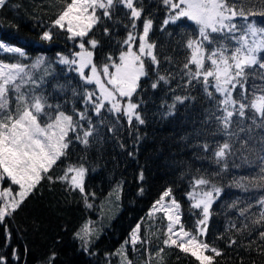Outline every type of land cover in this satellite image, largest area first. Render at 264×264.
<instances>
[{"label":"snow or ice","instance_id":"obj_1","mask_svg":"<svg viewBox=\"0 0 264 264\" xmlns=\"http://www.w3.org/2000/svg\"><path fill=\"white\" fill-rule=\"evenodd\" d=\"M248 2L162 0L167 11L160 31L165 33L172 26L182 38L187 37L182 48L190 55L182 66L177 84V88L187 93L185 95H176L177 89L170 87L176 79L175 74L160 73L157 42L150 38L153 19L144 17L142 32L138 31L137 21L142 17L143 0H65L63 10L42 32L40 40L51 42L53 30L58 29L66 32L67 39L76 42L79 50L68 55L57 53L54 61L37 56L31 64H27L23 62L27 56L23 48L0 42V56L13 54L18 58L14 63L0 61V187L5 180L11 182L9 187L0 190V225L45 179L49 183H65L67 190H78L85 207L94 208L96 193L86 191L85 179L89 170L83 163L67 164L60 176L53 177L50 172L62 158H68L69 147L74 142L88 149L91 143L100 140L102 127H107L115 135L121 126V118L127 120L129 127L144 125L146 119L139 109L145 101L140 93L147 89L142 87L141 82L142 79H151V74L156 77L150 84L151 89L156 90L162 83L169 86V92L173 94L171 103L163 102L167 108L163 113L166 117L175 114L177 105H184L186 101L189 105L196 102L198 97L191 95V91L200 87L204 101L209 104L203 109L205 118L201 123L210 125L214 122L216 128L211 134L224 135L225 142L218 145L213 157L218 165H222L220 172L226 171L227 158L235 155L233 142L240 139V134L247 133L248 139H252L255 129H264V26L258 25L254 19L257 14L264 17V11H246ZM6 3L7 0H0V7ZM137 3L141 7H137ZM120 6L129 13L130 25H124L127 36L117 41L120 44L118 56L107 53L98 65L95 55L101 41L90 34L97 26H103L105 20H112L116 8ZM193 26L194 33L183 31ZM103 34L110 36L108 27H103ZM167 35L171 37L173 32H167ZM164 60L172 62L171 57H164ZM53 65L61 66V73H57ZM257 72L262 81L260 85L254 82L253 74ZM71 73L76 74V84L67 78L60 81V74L66 77ZM250 75H253L251 92L248 88ZM50 79L55 80L51 91L48 90ZM238 89V95H234ZM77 103L82 108H77ZM105 113L112 116L115 123L108 121ZM260 142L264 144V137ZM120 146L124 147L123 144ZM247 146V140L241 142L242 149ZM203 148L207 150L209 145L205 143ZM256 159L259 161V173L252 178L234 181L236 187L245 191L249 186L264 189V154ZM143 178L141 171L140 179ZM12 186H18V191L13 193ZM191 189L186 193L190 214L195 216L196 210H199L200 217L193 229L185 228L181 205L172 196L171 188L153 203L148 215L163 213L166 218L165 246L190 254L199 264H216V258L223 253L204 237L212 205L220 197L222 188L212 183L210 178L201 176L193 178ZM139 191L143 194L144 190L141 188ZM231 206L235 207L236 203ZM253 207H258L259 212L251 220V230L247 223L239 228L233 223L230 227L249 235L257 226L264 227V196L256 200L255 205L250 203L241 209L240 216L244 217ZM94 224V221L88 220L74 233V238L81 241L80 250L85 253H89L93 236L98 238L99 235ZM140 230L141 223H137L128 239L114 253H106V258L118 256L121 264H133L128 259L127 247L131 245L135 249L137 244H150V240L141 237ZM5 231L10 239V233L7 229ZM223 238V235L217 237ZM257 239L264 242V231H259ZM236 243L235 237H230L228 247ZM252 243L255 241H249L247 247H251ZM260 250L264 253V248ZM163 251L161 248L155 254L159 264H163ZM148 255L146 264H151L153 256ZM13 257L19 258L15 252ZM55 258L56 254L52 253L48 264H52ZM0 264H7L4 256H0Z\"/></svg>","mask_w":264,"mask_h":264},{"label":"trees","instance_id":"obj_2","mask_svg":"<svg viewBox=\"0 0 264 264\" xmlns=\"http://www.w3.org/2000/svg\"><path fill=\"white\" fill-rule=\"evenodd\" d=\"M64 4L65 0H7L0 7V41L23 48L27 53V60L31 62L37 56L54 61L57 53L68 55L78 51L77 43L67 39V33L58 29L53 30L51 42L40 40L42 32L51 26V22L63 10ZM136 6L141 7V4L137 3ZM143 7L142 17L137 21L138 31L142 32L143 18L150 16L154 21L150 38L157 42L156 52L161 60L160 73L175 74L176 79L170 87L177 89L176 95H185L187 93L184 89L177 88V84L182 66L190 55L182 48L187 37L182 38L172 26L165 33L160 31L167 11L162 0H143ZM248 9L257 13L264 11V0H249L245 5V10ZM128 16L127 10L122 6L117 7L112 20H105L103 26H97L90 34L101 41L95 55L98 65L107 53L118 56L120 44L117 41H122L127 36L124 25H130ZM254 19L258 25L264 26V17L257 14ZM105 26L110 32L108 37L103 34ZM194 30V26L183 29L192 33ZM167 32H173V35L169 37ZM10 57L7 54L0 56V61H10ZM164 57H171L172 62L168 63ZM53 67L57 73H61V66ZM149 71L151 74V68ZM253 75L254 82L260 85L262 81L258 78V72ZM253 75H250L248 82L249 92ZM65 78L72 80L73 84L78 82L75 73L67 74L66 77L65 74L59 75L61 82ZM155 78L151 74V79H142L141 82L142 87L147 89L140 93L145 101L139 109L146 119L144 125L129 127L127 120L121 118V126L117 128L115 135L107 127H102L100 140L91 143L88 149L74 142L69 147L68 158H62L50 172L53 177L60 176L67 164L83 163L89 170L85 179L86 191L96 193L95 207L86 208L79 191L67 190L65 183L43 180L21 207L0 225V256L5 257L7 264H48L52 253L56 254L52 264H104L110 258H106L105 254L116 251L118 245L128 239L131 230L140 223L154 200L167 188L172 189V196L181 205L185 228L191 230L200 217L199 210H196L195 216L190 214V201L186 193L191 188L193 178L201 176L210 178L212 183L222 188L220 197L212 205L204 237L223 253L216 258V264H264V253L260 250L264 248V242L257 239L259 231H264V227L257 226L251 235L248 232L238 233L230 227L233 223L237 228L247 223L251 230V220L259 212L258 207H253L244 217L240 216L241 209L250 203L255 205L256 200L264 196V189L249 186L245 191L236 187L234 181L252 178L259 173V161L256 157L264 154V144L260 142L261 137H264V129H255L251 134L252 139H248L247 133H241L240 139L233 142L232 150L235 155L227 158V170L220 172L222 165L215 162L213 153L218 145L225 142V137L222 133L211 134L216 128L214 122L202 125L205 118L203 109L209 107V104L204 101L200 87L191 91V95L198 97L196 102L189 105L186 101L184 105H177L175 114L166 117L163 113L167 108L163 106V102L171 103L173 94L169 92V86L162 83L156 90L151 89L150 84ZM53 83L55 80L50 79L49 91ZM238 92L239 89L234 95H238ZM133 99L135 102L136 97ZM77 108H82L81 104L77 103ZM104 116L115 123L112 116L106 113ZM93 119L95 121V117ZM133 124L135 125V121ZM137 137L140 139L137 140ZM244 140H247L248 146L242 149L241 142ZM205 143L209 145L207 150L203 148ZM141 171L143 180L140 179ZM118 185L120 198L117 212L105 220L107 226L98 231V238L93 236L89 253L83 252L80 250L81 241L74 238V233L86 221L96 219L98 203L104 201L108 191ZM141 188L144 190L143 194H140ZM234 202L236 206L232 207ZM95 228L98 230L97 223ZM154 228L148 229L149 232L145 234L140 232L142 238L150 240V244H137L135 249L131 245L127 247L128 258L133 264H146L148 253L153 256L151 264H159L155 254L161 248L164 249L163 264H199L190 254L165 246L162 243L161 229ZM5 229L10 233V239ZM220 235L224 238L217 239ZM230 237H235L237 241L232 247H228ZM249 241L255 243L247 247ZM14 252L18 259L13 257ZM111 260L113 264H119Z\"/></svg>","mask_w":264,"mask_h":264},{"label":"rangeland","instance_id":"obj_3","mask_svg":"<svg viewBox=\"0 0 264 264\" xmlns=\"http://www.w3.org/2000/svg\"><path fill=\"white\" fill-rule=\"evenodd\" d=\"M137 44H138V41H137ZM10 55H11L10 61H3V62H6V63H14V62H17V59L18 58L15 57L13 54H7L8 58H9ZM23 62H25L27 64H31L32 63L31 60H27V57L23 58ZM87 71L88 70H86V72ZM10 185H11L10 180H5L3 182V184H2V187H0V190H2V188H7ZM191 190L192 189L190 188L189 191H191ZM205 190H207V189H205ZM12 191H13V193L17 192L18 191V186H12ZM162 193L158 196L157 199L160 198V196L162 195ZM104 197H105V200L102 201V202H100V203H98L99 211L97 212L96 219H93V221L95 222L94 227H95L96 223L98 225V231L103 230L107 226V222H105V220L109 219L110 218V215L113 216V213L114 212H117V209L119 208L120 186H119V188L112 187L108 191L107 195L104 196ZM156 200H154V202ZM153 203H152V205H153ZM100 204L103 206L102 208H101V205ZM152 205H151V207L148 208V210L146 211V214H145L144 218L140 221V223H141V229H142V230H140V232H142L143 234H145L146 232H149L148 229H153L154 227H155L154 230L155 229L156 230H160L161 229V232H162L161 233V235H162V243H163V239L165 238V231H166L167 220L163 216V213H156V214H154L153 216L150 217L148 214H149V212H150V210L152 208ZM121 244H123V242ZM121 244L118 245V248H120ZM114 252H112V253H114ZM206 254H211V253H206ZM109 257L110 258L107 259L104 264H113L111 259H113L114 261H116L119 264H121V258L120 257H118V256H109Z\"/></svg>","mask_w":264,"mask_h":264}]
</instances>
